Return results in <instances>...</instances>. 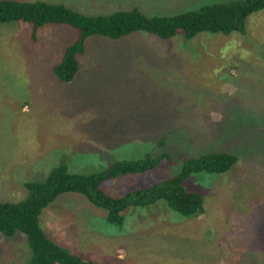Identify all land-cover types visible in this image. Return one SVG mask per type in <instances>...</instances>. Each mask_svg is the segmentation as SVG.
Masks as SVG:
<instances>
[{"label":"rangeland","instance_id":"374dc122","mask_svg":"<svg viewBox=\"0 0 264 264\" xmlns=\"http://www.w3.org/2000/svg\"><path fill=\"white\" fill-rule=\"evenodd\" d=\"M44 1L86 14L171 16L230 0ZM33 33L28 24H0V201L24 199L25 183L44 182L59 164L89 174L170 155L155 170L102 183L119 197L176 176L189 158L226 152L237 157L228 171L185 182L204 200L190 217L159 201L126 209L117 225L85 195L67 192L43 210L41 226L98 264H264V8L248 16L245 32L91 36L71 82L54 67L77 30L48 23ZM24 256L28 264L24 234H0V264H24Z\"/></svg>","mask_w":264,"mask_h":264},{"label":"trees","instance_id":"16d2710c","mask_svg":"<svg viewBox=\"0 0 264 264\" xmlns=\"http://www.w3.org/2000/svg\"><path fill=\"white\" fill-rule=\"evenodd\" d=\"M263 8L264 0H230L171 16H147L138 8L118 9L108 14H86L65 4L44 0H0V24H28L34 32L33 37L38 28L48 23L75 28L76 39L68 44L62 60L54 67L59 79L71 82L80 69L79 55L85 52L86 41L91 36L119 39L143 31L167 40L177 35L190 39L203 31L245 32L248 16ZM159 146H163V142H159ZM162 159L171 158L167 153L159 157L147 154L139 160L116 161L99 172L89 174L70 172L65 164H59L50 170L44 182H26L27 196L24 199L0 201V234L13 238L22 233L27 237L30 250L28 264H98L82 253L60 245L42 228L40 218L43 210L61 194L75 192L85 195L92 204L106 209L108 221L117 225L123 224L126 209L147 207L159 201H165L175 212L190 217L203 211L204 200L201 193L188 191L185 182L192 174L202 171L224 173L234 165L237 157L226 152H210L189 158L183 162L176 176L149 187L132 189L119 197L101 187L103 182L112 178L155 170ZM24 257V264H27Z\"/></svg>","mask_w":264,"mask_h":264}]
</instances>
